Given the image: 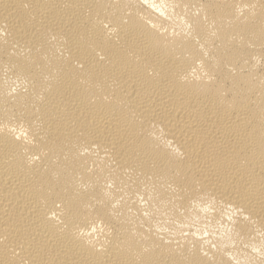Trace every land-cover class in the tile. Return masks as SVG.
I'll use <instances>...</instances> for the list:
<instances>
[{
  "label": "bare ground",
  "instance_id": "1",
  "mask_svg": "<svg viewBox=\"0 0 264 264\" xmlns=\"http://www.w3.org/2000/svg\"><path fill=\"white\" fill-rule=\"evenodd\" d=\"M0 264H264V0H0Z\"/></svg>",
  "mask_w": 264,
  "mask_h": 264
}]
</instances>
